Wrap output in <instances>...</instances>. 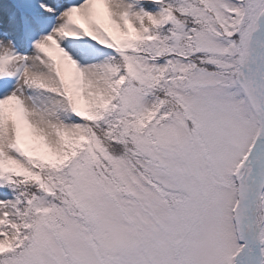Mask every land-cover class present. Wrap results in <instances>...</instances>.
I'll return each mask as SVG.
<instances>
[{"label": "snow or ice", "instance_id": "obj_1", "mask_svg": "<svg viewBox=\"0 0 264 264\" xmlns=\"http://www.w3.org/2000/svg\"><path fill=\"white\" fill-rule=\"evenodd\" d=\"M0 264H264V0H0Z\"/></svg>", "mask_w": 264, "mask_h": 264}]
</instances>
